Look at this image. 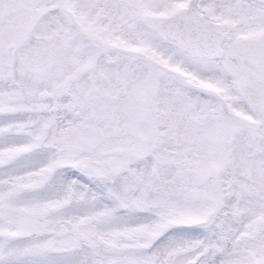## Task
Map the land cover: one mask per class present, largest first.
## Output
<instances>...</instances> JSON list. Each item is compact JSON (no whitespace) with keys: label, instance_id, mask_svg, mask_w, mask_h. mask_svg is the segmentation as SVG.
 I'll list each match as a JSON object with an SVG mask.
<instances>
[{"label":"snow or ice","instance_id":"obj_1","mask_svg":"<svg viewBox=\"0 0 264 264\" xmlns=\"http://www.w3.org/2000/svg\"><path fill=\"white\" fill-rule=\"evenodd\" d=\"M0 264H264V0H0Z\"/></svg>","mask_w":264,"mask_h":264}]
</instances>
